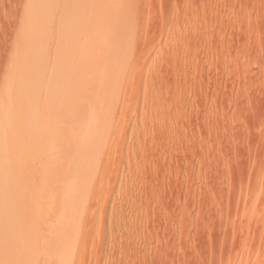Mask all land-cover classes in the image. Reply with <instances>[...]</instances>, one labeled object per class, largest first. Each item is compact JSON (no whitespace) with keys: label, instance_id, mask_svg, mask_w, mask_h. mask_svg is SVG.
<instances>
[{"label":"rangeland","instance_id":"obj_1","mask_svg":"<svg viewBox=\"0 0 264 264\" xmlns=\"http://www.w3.org/2000/svg\"><path fill=\"white\" fill-rule=\"evenodd\" d=\"M73 104L122 112L109 125L123 143L99 168L84 247L29 259L32 219H77L60 201L19 213L65 192L30 187L43 162L87 159L30 160ZM5 233L0 264H264V0H0Z\"/></svg>","mask_w":264,"mask_h":264},{"label":"bare ground","instance_id":"obj_2","mask_svg":"<svg viewBox=\"0 0 264 264\" xmlns=\"http://www.w3.org/2000/svg\"><path fill=\"white\" fill-rule=\"evenodd\" d=\"M99 43H101V41H99ZM83 63L86 66L91 65V62L87 60V57L84 58ZM82 69L83 68H81V70ZM121 113L122 112L113 111L112 109L105 107L98 108L96 104H92L90 113H87L85 108H78L74 105L72 108H70V110H68V112H59L55 115V117H58V119H63V122L61 121V124L59 123L60 121L51 124V132L47 133V135L45 134L43 139H41V141L36 145V150L30 160H35L39 156H42L44 153L50 151V149L52 150L56 147H60L65 156H68L69 154H78L79 151L83 149V154L87 155V159L83 161H72L73 163H71L70 166L65 167L59 172L56 169L57 163L55 161L43 162L41 166H45L46 173H48L45 182L40 181V183L32 181L30 187L33 188L39 186L40 184H42L43 187H48V184L53 186V184L58 179H65L66 181L62 186L65 192L57 195V193L51 189L48 195L40 197L36 201L35 205L32 203H23V205L19 208V213L21 214L22 211L26 212V214L32 212L31 208L34 207H36L38 210H42L48 206H54V204L60 201L64 204V211H68L70 214L77 217V219L72 221H64L62 219L59 224H54L53 222L48 221V223L44 225L43 223L39 222L38 218H34L36 215L34 217L32 215L31 218L34 219L30 221V226L27 225L28 227L26 231L28 240L23 248V254L26 258H46L54 251H57L61 252L57 258L61 257V259L66 260L67 256L63 254L64 252L66 253L76 246L84 247V245L81 246V240L85 235V231L82 228V225L87 218L85 208L92 199L97 198L98 195L101 196L102 192V186H99V180L102 178L101 174V178H99L100 175H98V171H100L99 168L104 165V162L112 158L111 154L112 151H114V147L118 148V145L123 143V140L121 141L120 139H115V134L109 125L110 121L117 119V117L121 118L123 116ZM135 115V118L138 119L139 115ZM117 122L119 124L118 120ZM114 128L117 129V127ZM126 142H129V140ZM140 143L138 144V148H140ZM133 144L134 142L131 144V146ZM135 148L137 149V152L141 149H138L137 147ZM106 154L108 156L103 159L102 157H104ZM101 155L103 156L101 157ZM32 164L36 166L34 163ZM40 233H46V237L42 240L37 238V236L39 237L42 235ZM6 240L9 241L8 233L0 236V241Z\"/></svg>","mask_w":264,"mask_h":264}]
</instances>
